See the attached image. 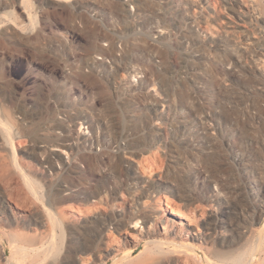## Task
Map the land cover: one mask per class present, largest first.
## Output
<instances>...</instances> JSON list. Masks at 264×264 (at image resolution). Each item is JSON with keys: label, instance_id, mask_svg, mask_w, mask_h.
I'll use <instances>...</instances> for the list:
<instances>
[{"label": "rangeland", "instance_id": "obj_1", "mask_svg": "<svg viewBox=\"0 0 264 264\" xmlns=\"http://www.w3.org/2000/svg\"><path fill=\"white\" fill-rule=\"evenodd\" d=\"M246 1L254 6L261 19H247L235 29L220 28L212 19L211 34L201 33L196 37H201L206 56L200 60L201 82L194 83L180 71L166 72L171 67L167 56L177 46L172 44L176 32L173 35L169 26L161 48L153 40V27L163 29L164 24L147 17L148 21L137 28L145 31L132 33L137 29L127 27L123 17L125 0H29L27 5L25 0H0V138L3 141H0V190L23 197L22 210L12 202L2 209L0 233L4 239L0 243V264H32V260L35 264H122L126 260L124 254L135 249L137 241L144 246L150 241L170 245L182 240L177 230L167 233L163 228L166 223L178 222L168 215L170 208L165 205L163 216L142 219L138 228L124 225L121 232L109 227L103 242L94 243L88 252L75 250L79 246L75 236L85 230V223L92 224L97 218L127 217V220L142 207L141 202L156 207L159 198L167 203L166 196L171 205L190 204L188 197L182 201L177 194L168 193L166 185L196 193L200 210L196 212L190 206L187 210L201 233L205 220L215 226L224 217V210L233 207L237 212L232 216L236 222L233 225L243 233L234 237L227 234L228 242L222 245L221 238L227 230L215 226L211 240L203 248L211 258L215 259V252L237 254L253 249L256 257L249 264H264V212L261 213L260 200H256L259 187L246 174L247 168L255 170L259 185L264 186V85L254 71L236 63L237 58L249 56L250 52L259 53L264 59V0ZM148 3L152 10L157 6L154 0ZM119 23L123 28L113 29L121 27ZM110 29L119 35L127 33L120 39L109 33ZM180 31L186 33L185 27ZM157 52L160 55L151 56ZM113 56L121 64L140 67L141 74L119 75ZM92 61L95 66L89 64ZM230 61H235L234 66ZM230 93L241 96L247 102V109L228 107L222 98ZM167 95L174 105L172 116L199 114L204 108L212 110L207 124L214 149L224 155L226 173H215L205 147L181 157L175 150L154 146L151 153L140 151L133 156V164L144 177L158 179L160 185L143 195L116 175L115 171L127 164L128 157L116 146L126 142L123 133L148 129L155 121L151 101L159 103L160 108ZM130 98L140 100L138 107L132 109ZM75 113L78 116L72 127L81 133L79 149L75 154L69 153L70 156L53 152L46 159L40 144L56 143L57 123ZM174 156L180 157V163L174 162ZM240 157L244 160L239 161ZM64 164L67 169L62 168ZM228 175L237 176L236 183L229 186L223 179ZM29 179L35 182L36 190L28 187ZM262 193L263 197L264 190ZM250 215L257 221L244 222L251 219ZM35 219L45 226L39 230L32 228ZM14 234L23 240L32 236L41 238L45 251L22 252L25 257L18 252L9 261L13 250L8 236ZM110 249L116 250L113 253ZM165 251L164 256L157 255L155 264L165 261L166 264H204L194 254L197 250L183 254ZM142 258H136L133 264L140 259L141 263L145 262L146 258Z\"/></svg>", "mask_w": 264, "mask_h": 264}, {"label": "bare ground", "instance_id": "obj_2", "mask_svg": "<svg viewBox=\"0 0 264 264\" xmlns=\"http://www.w3.org/2000/svg\"><path fill=\"white\" fill-rule=\"evenodd\" d=\"M151 1H153V0H125L124 4L126 6L124 7L123 17H124L125 21L127 22V27L135 30L145 20L148 21L147 17H150L151 19H153L154 22L157 24L158 23L161 25L164 24L165 26L163 27V29H160V28H162V26H157V27L154 26L153 27L154 28L153 29V40L155 41V44H157V46L159 48H161V45L163 44L162 42L165 39V35L168 33V31H170V28H172L171 31H172L173 35H174V32H176L175 38H174V41L172 42V44L174 43L177 46H176V50L173 49V54L172 55L169 54L167 56L168 60L171 62L170 63L171 67H169V70H170L169 72L174 73L175 71H181V72H183L182 74H184L188 80H190L194 83L201 82L199 77H198L199 70L201 68L200 60L204 56H206V53L203 50V48H206V47H204L203 43L200 41L201 37L197 38V39H196V37L199 36L201 33L206 34L207 32H209V34H211L210 20L214 19L218 23V26L220 28L226 27L229 29H235L238 26L240 27V26L244 25L245 24L244 22H246L247 19H250V21H254L253 19H261L259 13L256 12V9H253L254 6L246 0H221V1L220 0H203L202 3L199 0H154V1H156V4H157V6L154 7V10H152L153 7H152V9L149 8L148 2H151ZM25 3H26V5L29 4V0H25ZM185 9H187L188 11H185ZM30 18H32V16ZM169 26H170V28H169ZM158 27H160V28H158ZM183 27H185L186 33H180L181 32L180 30ZM138 31H140V29H137L134 32H138ZM123 34H124V32H122V35ZM113 35H118L120 39L123 38L122 35H119L116 30H113ZM169 45H171V44H169ZM107 51H108V49H107ZM121 51L123 52V50H121ZM144 52H147V51H144ZM160 53H162V52H160ZM258 54L259 53L255 54V52L254 53L250 52L249 56H241L239 58L236 57L237 58L236 63H240L241 65L248 68L249 70L254 71L256 73V75L258 76V78L260 79L261 84L264 85V63L263 64L261 63V61L264 62V59H262L261 56H258ZM262 54L264 55V52H262ZM113 55H114V52H113ZM121 55H123V54H121ZM158 55H160V54L157 52L156 54H152L151 56H158ZM113 58H114V61L117 62V70L123 76L127 77V74H129L132 77H136L137 75L141 74V72L139 70L140 67L137 68L135 66H129L126 64V62L121 64L119 62L120 60L116 56H113ZM160 60H158V61H160ZM88 61H89V59H88ZM88 61H87V63H88ZM93 61H92V63H89V64L92 66H95L96 63H94L95 61L94 62ZM232 63L235 64V61L234 62L230 61V65ZM253 64H254V66H253ZM161 65H162V63H161ZM231 66H234V65L232 64ZM88 69H91V68H88ZM142 73H144V71ZM131 96H133V95H131ZM222 99L228 107L233 108V109H239V107H241L242 109L245 110L248 107L247 102L243 101L242 97L237 95V94H231L230 93L229 95L225 96ZM139 101L136 98H130L128 100V103L133 109L135 107H138V105L140 104ZM155 101H159V99L156 98ZM151 102H152L151 108L155 112V115H154L155 121L150 125V127L148 129H143V131H136V132L128 131L126 133H123L122 137L124 138V140H126V142H123L122 144H117V146H116L117 150L122 155L128 156V157H126V161H125L127 164L125 166H123L120 170L115 171L117 173L116 175H118L130 187H133V188L137 187V189L140 190L143 195L144 194H150V190L153 189L156 185H159V183L157 181L158 179H154V180L146 179L144 177V175L139 171V168H137L133 164V160H134L133 156L140 151L151 153V151H152L151 149H153L154 146L164 147L165 149H169V150H175V151L179 152L180 155L182 154L181 157L183 155L185 157L187 155V153H189V152L193 153V150H195V149H201L202 147L203 148L205 147L206 149H208V152H209L208 158L211 162V167L216 170L215 173L216 172H217V174H218V172L223 173V174L226 173L224 171V170H226L225 169L226 166L224 165L225 163H222V160H224V155H223V153L220 152V150L218 151V150L214 149L213 139H212L211 133L209 131L210 126H208V124H207L209 119L212 117V113H213L212 110L210 111V109L204 108L201 112L198 111V112H200L199 114H196V113L193 114L192 113V114L185 115V116L184 115L183 116H178V115L172 116V115H170V111L172 110V107L174 105H173V102H172L171 97L169 95H167L165 97V101L163 103H160V108L157 107L159 105V103L153 102V101H151ZM74 112H75V110H74ZM77 116H78L77 113L66 115V117L62 118L57 123V129L58 130L57 129L56 130L59 132V136H58L56 143H54L52 145L40 144V148L43 152L42 154L45 155V158H46V156H47V158L51 157L54 154L53 152H59V153H64V154L66 153L68 155L70 153L72 155V154H75V151L77 149H79V141H81V138H82L81 133L78 130H77L78 131L77 132L72 127V124H74ZM28 119H30V118H28ZM53 123H55V122L53 121ZM53 130H55V129H53ZM49 131H51V130L49 129ZM200 132H202V134ZM52 133H53V131H52ZM90 139H92V138H89L87 140H90ZM0 141H2L1 138H0ZM67 149H69L70 152ZM160 149H162V148H160ZM40 152H38V153H40ZM15 154H16V152H15ZM54 156H56V155H54ZM174 158H175L174 162H179L180 157L174 156ZM238 159H239V161L241 159L244 160L242 157H240ZM41 160L42 161L44 160V156ZM46 162L47 161H45V164H46ZM67 162L69 163V161H67ZM140 164H141V162H140ZM46 165H49V164H46ZM62 168L67 169V164L62 165ZM116 168L117 167H115V169ZM115 169H113V170H115ZM246 172H247L246 174L249 176L250 182L254 183L255 186L259 187L258 188L259 189V191H258L259 195H257L256 200H260V207H261V213H262V212H264V199H263L264 196L262 197V194H263L262 191L264 190V186L259 185L258 176L256 175L255 170H253L251 168H247ZM208 174H209V172H208ZM24 178H27V177L25 176ZM223 179H226L227 184L230 186L233 183H236L237 176L228 175V177H225ZM212 180H214V179H212ZM31 181L32 180H30V179H29V182L27 181L28 185H29L28 187L29 188L31 187L34 189L36 184H35V182H31ZM215 183L218 184V182H215ZM219 185H220V183L218 184V186ZM229 186H227V187L229 188ZM17 187H18V185H17ZM19 187H20V185H19ZM62 187H64L63 184H62ZM159 187H160V185H159ZM33 189H31V190H33ZM165 189L168 190L167 191L168 193H171L173 195L177 194L180 197V200H182V201L185 199V197H188L189 200L191 201L190 204L184 203V205H182V206L181 205L174 206V205H171L170 198L168 196H166L167 203L166 204L163 203L161 198H159L155 202L157 204L156 207L150 205V203L145 204V202L144 203L141 202L142 207L140 209L137 208L138 211L133 212L132 215L128 216L130 218H128L127 220H126L127 217L108 218V219H106L104 217L103 218L102 217L97 218V220L95 222H93L92 224H86L85 223V225H83L85 230L82 229L83 232H80L75 236V238H77V242L79 241V243H78L79 246L75 250L78 251L80 249L81 251H79V252H81V253H83L82 250H86V252H88V250L94 248V246H95L94 243L99 242V244H100V242H103V240L105 238L104 237L105 231L109 227L114 228L116 231L123 230L122 227H124V225H128L132 228H138L139 222H141L142 219L147 220L148 218L150 219L153 217L163 216L162 207L166 205L170 208V211H169L170 214L168 213V215H170L171 218L178 220V222L176 224H171V225L169 223H166L163 225V228H164L165 232H167V233L175 232L177 230L178 232H180L182 234V236H180L182 238V240L173 241L172 242L173 244L171 243L170 245H167V243L159 242V241H153L152 242L149 239L150 242L147 241L148 243L145 244L144 246L142 245V243L137 241V245L135 246V249H132V250H130L124 254L126 260L122 264H133V261L136 258L139 259V258H142L144 256H146V257H144L142 259L146 258L145 262L141 263V259H140L139 261L138 260L135 261L136 263H134V264H155L156 263L155 260H156L157 255H161V257H162L163 254L165 255L167 253L165 251V249H167L170 252H174V253H177V252L181 253L182 252V254H183V252L197 250L198 252H194V254L198 255L204 264H249L250 262L255 260L256 256L254 253L252 254L253 249L246 250V251H243L241 253L239 252L237 254L215 252V259L211 258L213 256L208 255V253H207L208 251L207 252L203 251V248L205 246H207L205 244L207 242H209V240H211L210 237L212 235V231L214 229H216L215 226L221 225L224 228H226V230H227V233L225 231L223 233L225 235L221 234L222 235V238H221V244L222 245H225L228 242L227 234L233 235V237L236 236L237 234L239 236L241 235L242 230L240 231L239 228H236L233 225L234 224L233 222H235V221H232V216L234 214H237V212H234L232 210L233 207L229 208L230 210H227V211L224 210V217L220 221H218L215 224V226H213V224H211L209 221L205 220V222H204V233H201L200 227H196V223H195V220L193 218V215H191V213L189 212L190 210L189 211L187 210L188 206L194 207L196 212H198L200 210L199 205L197 204L198 198H197L196 193H194L192 190H190V191L187 190L185 192L178 191V190H175V188L168 186V185H166ZM34 190H36V188ZM138 190H137V192H138ZM59 191H60V189H59ZM7 192H3L0 190V223L2 222L1 217H3V214H4V211L2 209L5 207H9L10 202H12L17 208L22 210L21 199L23 197L21 198L19 195L15 194V193L13 194V192H11V193H9V192L7 193ZM36 194H39L38 191H36ZM260 197H262V198L260 199ZM238 199L243 200L242 197L238 198ZM238 204L240 205V203H238ZM195 210H194V213H196ZM249 214H251V213H249ZM250 217H251V215H250ZM257 218H258V216H257ZM253 221H257V220H255L254 218L251 217V219H247L244 222L250 223ZM44 226H45V224L38 219H35L34 223H32V228H34L35 230H39ZM195 231H199V232H195ZM119 232H121V231H119ZM36 233H38V232H36ZM242 233H243V231H242ZM9 237H11V240H10L11 245L10 246L13 250L12 256L10 255L11 257L9 258V261L14 259V255L16 253L19 254L18 252H20L21 254H22V252H23V254L24 253L28 254V251H35V252H37V251L39 252L41 250L45 251V249H43L44 244L42 242V239L38 238L37 236L25 237L24 240L15 234L12 236H8V238ZM131 238H134V236L132 235ZM3 239L4 238L2 237V235L0 233V243H3ZM107 241L106 242L104 241V242L107 243ZM109 245H110V243H109ZM107 247L108 246H106V248ZM138 247H140L141 249H137ZM207 248H209V247H207ZM55 249L59 250L58 247ZM115 250L116 249H110V252L114 253ZM137 250H138V253H137ZM10 251H11V249H10ZM48 252H50V250ZM135 253H137V254L134 255ZM17 254H16V257H17ZM82 256H85V255L82 254ZM85 258L89 259V256H86ZM83 263H85V262H83ZM22 264H23V262H22ZM32 264H35V263H33V260H32ZM164 264H166V261L164 262ZM176 264H180V263H176Z\"/></svg>", "mask_w": 264, "mask_h": 264}, {"label": "built area", "instance_id": "obj_3", "mask_svg": "<svg viewBox=\"0 0 264 264\" xmlns=\"http://www.w3.org/2000/svg\"><path fill=\"white\" fill-rule=\"evenodd\" d=\"M119 25H120V23H119ZM120 26H121V25H120ZM122 28H123V27L121 26V27H118V28L114 27L113 29H122ZM113 29H110V32H109V33H112V32H113V31H112ZM141 31H142V33H143V31H145V30L141 29L140 32H137V33L132 32V33H134V34H140ZM128 32H130V31H128ZM126 33H127V32H126ZM126 33L123 34V38H124V35H126ZM123 38H122V39H123ZM101 47H102V46H101ZM137 64H140V63L137 62ZM161 70H162V69H161ZM166 72H169V71H166ZM175 72H178V71H175ZM175 72H174V73H175ZM180 72H181V71H180ZM170 73H171V72H170ZM181 74H182V72H181ZM119 75H122V74L119 73ZM182 75H183V74H182ZM124 77H126V76H124Z\"/></svg>", "mask_w": 264, "mask_h": 264}]
</instances>
